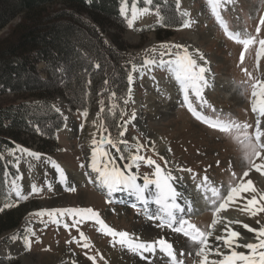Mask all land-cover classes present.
<instances>
[{
  "label": "rangeland",
  "instance_id": "obj_1",
  "mask_svg": "<svg viewBox=\"0 0 264 264\" xmlns=\"http://www.w3.org/2000/svg\"><path fill=\"white\" fill-rule=\"evenodd\" d=\"M157 1H162L163 6H156L153 0V4L148 5L152 11L134 22L133 29L127 28L120 15V21L108 18H102L97 23L92 21L103 43L113 48L118 56L114 57L107 53V63L114 64L117 61L123 67L124 64H127V71H130L133 63L139 67L144 59H159L161 43H181L189 47L190 51H193L190 49L192 47L203 53L210 61L211 74L208 77H211V80L205 89L204 96L213 105L215 111L210 108L201 109L195 96L190 93L193 106L212 120L220 118L239 124H249L251 127L248 131L254 132L256 114L251 111L250 103L251 83L254 81L249 80L243 69H247L254 77L264 80V56L260 58L259 65L256 60L258 42L249 46L241 64L240 53L244 51L243 45L229 40L224 35L223 29L211 13V7L207 0H179V3L175 0L174 12L178 19L170 27L160 25L161 18L158 13V9L165 7L168 0ZM133 2L137 4V7L145 6L143 0H128L129 15ZM121 3L122 0L119 2V7ZM63 7L64 3H57L50 8ZM219 11L229 31L240 33L242 39L246 38L245 33L253 37L259 35L260 39H264V25H260L261 31L259 34L256 33L259 19L264 16V0H227V2L221 0ZM21 17L22 15L16 16L7 26L0 29V36L6 33L11 26L17 24ZM84 17L90 20L89 15L86 14ZM184 20L193 23L186 29L175 27L176 23ZM168 32L171 34L170 36L166 35ZM152 48H156L157 51L151 52ZM82 55L90 56L92 62L95 59L93 53L89 51H85ZM164 58L168 59V57ZM198 63L202 62L198 61ZM45 65L44 61H40L35 69V74L41 79L49 81L50 73L44 69ZM57 68L60 69L59 72ZM95 68L93 66V69ZM56 72L59 74L57 77L58 92L52 99L51 106L54 111L56 108L60 109L59 112H56L62 117V127L58 130L54 128L55 124L49 122L44 125L43 130L37 124H31L35 130L38 127L40 131L18 133L12 142L0 143V157H2L0 159V209H3L0 210V264H93L87 259L88 255L96 256V264H132L133 261H138L137 264H149V260L154 261L155 264L165 262L168 264V258L159 250L155 255L145 254L147 259L141 260L138 256L128 252L127 249L113 244L112 238L98 232V226L92 221H85L78 225L91 245L89 249H84L77 243H69L73 236L79 240V232L76 228L65 230L63 225L54 224H48L45 227L40 223L39 218L30 215L42 209L59 207H92L114 230L128 231L134 238L139 237L141 240L151 241L163 236L173 243L178 259L181 258L180 251L182 249L185 264H196L199 259L195 257L196 245H193L188 238L183 237L182 234L173 233L170 229L161 230L155 227L158 221L147 220L142 213H138L137 209L130 206L135 202L133 197H131L132 202L128 203L125 201L124 203H106L105 195L88 182L89 177L85 175V172L90 170L87 167L81 168L80 164L87 165L88 163L92 134L95 132L99 137L98 125L100 121L104 120L109 126V131L115 135L117 131L115 122L120 118V110L130 114L135 109L137 112L135 127L129 126L125 138L131 142L135 137L141 144H146L142 154L152 156L162 167H164V161L159 159L160 155L169 161L168 167L173 169V174L182 177L178 190L197 209L187 218L202 231L212 232L213 229L208 228L212 220V205L204 200L203 190H198L196 185L200 184L207 176L211 186L219 188L222 195H227L229 186L241 182L240 177L243 176L244 171L249 170V165L239 144L233 138V134L209 129L195 121L187 109L181 106L182 94L175 89L176 85L173 86V90H176V93L173 94L172 89L162 83V79L170 75L165 69L153 67L151 71L145 69L143 72L139 70L134 72L132 101L128 105H124L123 99L126 98V95L122 99H117L119 107L111 113L107 110L109 103L107 95L100 92L92 98L87 93L84 96L82 107H70L64 88L72 76L61 62L56 63ZM117 79L121 78L118 76ZM177 87L179 89L178 84ZM36 99L21 98L20 95L12 93L7 88L4 90L0 84V106L14 100L17 102L29 101V103L35 101L38 103V100H41L40 98ZM101 99L107 104L104 105L105 111L98 116ZM171 100L174 103L170 102ZM170 106L173 107L168 109ZM85 109L88 110L89 115L82 117L80 113ZM65 112L67 114H64ZM153 113H156L155 116ZM65 115L69 123L67 126H65ZM41 116L45 117V120L52 117L44 110H42ZM94 121L95 123H93ZM82 123L84 124L83 129L80 127ZM155 133H159L163 139L164 145L161 148L150 140V135ZM43 142H45V148H40ZM16 145L39 152L43 154L44 159H54L65 169L70 184L75 185L77 191L75 193L65 191L64 187L57 182L55 170L42 161L24 158L21 159L18 168L15 167L10 150L14 149ZM153 146L155 151L152 150ZM121 147L125 154L132 151L131 148L123 149V146ZM112 151L115 153L114 149ZM20 155V153H16V156ZM29 162L32 164L31 170H29ZM256 163H261V161L257 159ZM181 168H190L192 172L180 171ZM151 171L144 165H141L139 169L141 175L145 172L150 175ZM193 174L195 178H193ZM16 175L21 176L18 183L23 186L25 194L30 192L33 183L42 188L41 193L30 195L26 201H17L14 193L11 192V181ZM249 179L253 181L258 190L264 191V175L252 169L249 171V175L244 177V181ZM138 182L142 183V181ZM48 183L52 185L51 191L46 187ZM208 195L211 196V193L209 192ZM119 198L121 199V196ZM8 203H14L16 206L5 208L4 205ZM242 204L243 201L230 205L220 213V216L224 218V223L238 221V223L231 224L230 227L236 224L242 226L243 223L252 227L261 226L256 221L259 219L264 223V214L250 217L239 210ZM138 207L140 206L138 205ZM43 219L47 220L48 218L44 217ZM65 222L72 223L67 217H65ZM147 225L151 229L149 235L144 234ZM28 228H31L36 234L30 236V250L24 248L22 240L23 236L30 235L27 232ZM36 237H39L40 242L36 241ZM245 239L249 242L253 241L254 234H242L241 240L245 242ZM66 251L69 252L70 257L68 258L64 256ZM101 256L103 259L100 258Z\"/></svg>",
  "mask_w": 264,
  "mask_h": 264
},
{
  "label": "snow or ice",
  "instance_id": "obj_2",
  "mask_svg": "<svg viewBox=\"0 0 264 264\" xmlns=\"http://www.w3.org/2000/svg\"><path fill=\"white\" fill-rule=\"evenodd\" d=\"M143 3L145 5L144 7H137V4L133 2L129 15L128 0H122L119 7V15L126 23L128 29H133L134 22L152 11L148 5H152L153 0H143ZM177 3H179V0H177ZM207 3L211 7L212 15L223 29L224 35L229 40L243 45L244 51L240 53L241 64L244 61L245 52L248 51L249 46L258 42L259 47L256 51V60L257 65H259L260 58L264 56V39H260L259 35L253 37L248 36L246 33V38L242 39L240 33L229 31L228 26L220 15L221 0H207ZM184 15H187V13H184ZM191 23L193 22L184 20L182 27L185 29L189 28ZM260 25H264V16H261L259 19V24L256 27L257 34L261 31ZM159 49V59H144L139 67L135 63L132 64L131 70L127 72L126 98L123 99V104L128 105L133 99L134 72L138 70L143 72L145 69L151 71L153 67L165 69L171 73V76L174 77L176 84L179 86L178 91L182 94L181 106L187 109L195 121L205 125L207 128L221 133L233 134V138L239 144L244 153V158L249 165V170L244 171L243 176L240 177L241 182L229 186L227 195H222L219 188L211 186L207 176L203 178L200 184L196 185L198 190H203L204 200L210 202L212 205V220L208 228L215 229L217 225L223 224L221 234L215 236V243L209 240L213 234L211 231H202L195 223H192L187 218L189 214L194 213L197 209L178 190L182 177L173 174V169L168 167L169 161L165 160L163 155H160L159 159L164 161V167H162L152 156L142 154L143 149L147 146L146 144H141L139 139L135 137L132 138L131 142L125 138L129 126L135 127L134 122L137 120V112L135 109L130 114L125 113L122 109L120 110V118L115 122V128L117 130L115 135L109 131V126L104 120L100 121L98 125L99 137L97 138L95 132L92 134L88 163L87 165L81 163L80 167H87L90 170L85 172V175L89 177L88 182L93 184L97 190L105 195L106 203H124L123 200L116 198L117 194L120 193L133 197L135 202L131 203L130 206L137 209L138 213H142L147 220L158 221L155 227L161 230L167 228L173 233L182 234L193 245L198 246L195 251V257H198L199 260L196 264H264V223L259 219L256 221L258 225H261L259 227H252L247 223H243L242 227L248 233L254 234L253 241L243 242L241 240L242 234L230 227L231 224L238 223V221L224 223V218L220 216V213L225 211L228 206L241 201H243L239 209L241 212L246 213L250 217H257L259 214H264V191L258 190L251 179L246 182L244 181V177H247L249 171L252 169L264 175V120H262L264 118V80L254 77L247 69H243L244 74L249 80L254 81L251 83L250 103L251 111L256 114V121L255 131L249 132L248 129L251 127L249 124H239L235 121H226L220 118L212 120L208 116H205L202 111H198L197 107L193 106V102L190 100V93L195 96L201 109L210 108L215 111L213 105L204 96L205 89L209 84L207 76L211 74V67L210 61L203 53L198 50L190 51L189 47L181 43H161ZM150 51L155 53L157 49L152 48ZM164 57H168V59ZM198 61L202 63H198ZM94 66L97 68L100 67L98 63ZM57 71L59 72L60 69L57 68ZM88 83L91 84V80ZM109 83L107 79L104 80V85L106 86L104 89L105 92L108 91L107 85ZM117 99V93L112 91L108 96L109 103L107 110L110 113L119 107L116 102ZM104 103V100L101 99L100 111L97 113L98 116L105 111ZM56 111L59 112L60 109L56 108ZM80 115L87 117L89 112L85 109ZM66 119L67 117H65ZM80 127L83 129L84 124L82 123ZM36 130L37 132L40 131L38 127ZM121 146H123V149L131 148L132 151L125 154ZM112 149L115 150V153H113ZM152 150L155 151L154 146ZM16 153H20L21 155L16 156ZM10 154L13 156L14 166L17 168L21 159L24 158H32L35 161H42L50 165L55 170L58 184L63 186L65 191L72 193L77 191L76 186L70 184L65 169L54 159H44L43 154L31 151L20 145H16L14 149L10 150ZM257 159L261 163H256ZM217 163L219 164V162ZM141 165L151 169V174L149 175V173L145 172L141 175L139 172ZM31 168L32 164L29 162V170ZM180 171L192 172L190 168H181ZM92 174L95 175L93 176ZM193 178H195L194 174ZM20 180L21 176L16 175L11 181V192L14 193L17 201H26L30 195H38L41 193L42 188L33 183L30 192L25 194L23 186L18 183ZM138 181H142V183ZM46 187L49 191L52 190L50 183L46 184ZM209 192L211 196L208 195ZM217 202H219L218 205ZM151 205H154L155 208L150 209ZM14 206H16L14 203L4 205L5 208ZM30 215L39 218L40 223L44 224L45 227L48 224H54L57 226L63 225L65 230L76 228L77 232H79V240L73 236L69 243H77L84 249H89L91 245L87 242L88 238L80 231L78 225L85 221H92L98 226V232L112 238L111 242L113 244L120 245L121 248L127 249L128 252L138 256L141 260L147 259L145 254L155 255L157 250H159L160 253L168 258V264H185V260L183 259L184 251L181 249V258L178 259L173 243H170L163 236L148 241L141 240L139 237L134 238L128 231H116L92 207L42 209ZM44 217L48 219L44 220ZM65 217L70 219L72 223L65 222ZM27 232L30 235L23 236L22 240L24 248L30 250V236H35L36 234L31 228H28ZM36 241L40 242L39 237H36ZM100 258L103 259L102 256ZM87 259L92 261L93 264H96L95 255H88ZM149 264H155V262L149 260Z\"/></svg>",
  "mask_w": 264,
  "mask_h": 264
},
{
  "label": "trees",
  "instance_id": "obj_3",
  "mask_svg": "<svg viewBox=\"0 0 264 264\" xmlns=\"http://www.w3.org/2000/svg\"><path fill=\"white\" fill-rule=\"evenodd\" d=\"M174 1L168 0L166 8L158 9L160 25L163 27L172 26L178 19L174 12ZM119 2L120 0H0V29L16 16L22 15L17 24L0 36V84L4 90L7 88L21 98L41 99L38 103L17 102L16 99L0 106V143L12 142L18 133H35L31 124H37L43 130L44 125L49 122L55 124L56 129L62 127L61 115L51 106V101L58 92V62L72 76L64 88V94L72 108L83 106L85 93L91 98L98 92L108 97L115 91L118 99L126 95L127 64L123 67L117 61L114 64L107 63V53L118 56L113 48L103 43L92 22L97 23L102 18L120 21ZM57 3H64V7L50 8ZM154 4L162 5V1L154 0ZM86 14L90 16V20L84 17ZM176 24L175 27L180 28L183 21ZM166 35L171 34L168 32ZM85 51L93 53L94 63L90 56L82 55ZM40 61L46 63L44 69L50 73L49 81L35 74ZM97 63L100 67L93 69ZM105 79L110 82L107 92L104 91ZM89 80L91 84L88 83ZM42 110L52 117L45 120L41 116ZM50 132L49 130V134ZM40 148H45V142Z\"/></svg>",
  "mask_w": 264,
  "mask_h": 264
},
{
  "label": "bare ground",
  "instance_id": "obj_4",
  "mask_svg": "<svg viewBox=\"0 0 264 264\" xmlns=\"http://www.w3.org/2000/svg\"><path fill=\"white\" fill-rule=\"evenodd\" d=\"M190 49L191 50H193V51H195L192 47H190ZM207 78H208V80H211V77H208L207 76ZM162 83L163 84H166L170 89H172V93L173 94H175L176 93V90H178V87H177V84H176V82H175V80H174V77H172L171 76V73H170V75L169 76H167L166 78L164 77V79H162ZM176 85V86H175ZM212 85V84H211ZM173 86H175L176 88V90H173ZM167 89V88H166ZM230 90V89H229ZM170 102H172V103H174L172 100L170 101ZM173 106H170V107H168V109H171ZM157 113H159V112H157ZM64 114H67L66 112L64 113ZM155 114L156 113H153V115L155 116ZM66 116V115H65ZM67 117V116H66ZM68 119V118H67ZM66 119V125L65 126H67V124H69L68 123V120ZM97 138H98V136H97ZM150 140L153 142V143H155V144H157V146L159 147V148H161V146L162 145H164L163 144V139L161 138V136H160V134L159 133H155V134H153V135H150ZM119 196H121V199L119 198ZM116 198L117 199H119V200H123V201H125V203H128V202H132V198L130 197V196H128V195H126V194H123V193H120V194H117V196H116ZM182 202V201H181ZM193 205V204H192ZM193 207H194V205H193ZM155 208V206L154 205H151L150 206V209H154ZM235 220V219H234ZM148 223V222H147ZM149 224V223H148ZM232 228H234L235 230H237V231H239L241 234H249L248 232H247V230L246 229H244L241 225H238V224H236V225H232L231 226ZM222 230H223V224H220L218 227H216L215 229H213L212 230V236L209 238V240H210V242H212V243H215V236L216 235H219V234H221V232H222ZM149 231H151V229L149 228V226L147 225V226H145V230H144V234L146 235V233L149 235ZM142 235H143V233H142ZM168 236H170V235H168ZM249 236V235H248ZM245 242H249V240H247V239H245ZM197 248H198V246H196L195 247V251L197 250ZM240 250H243V249H240ZM66 258H68V257H70L69 256V252H65V255H64ZM211 258V257H210ZM138 260V259H137ZM199 260V259H198ZM197 260V261H198ZM162 261V260H161ZM137 262L138 261H136V262H132V264H137ZM160 262V261H159ZM167 262H165V263H163V264H166Z\"/></svg>",
  "mask_w": 264,
  "mask_h": 264
}]
</instances>
